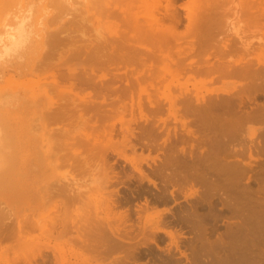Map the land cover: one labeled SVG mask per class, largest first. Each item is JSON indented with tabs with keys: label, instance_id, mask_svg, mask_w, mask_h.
Here are the masks:
<instances>
[{
	"label": "bare ground",
	"instance_id": "1",
	"mask_svg": "<svg viewBox=\"0 0 264 264\" xmlns=\"http://www.w3.org/2000/svg\"><path fill=\"white\" fill-rule=\"evenodd\" d=\"M175 1L80 0L84 11L79 0V5L74 0L50 1L54 13L48 23L56 26L44 39L49 50L41 58L47 57V65L40 58L44 67L20 72L5 100L0 96V105L11 106L0 109V253L9 249L15 256L16 248L28 247L34 258L25 255V264H72L69 255L76 257V264H88L86 259L92 264H128L140 246L141 256L145 252V237L151 236L159 248L164 233L179 248L185 228L189 253L181 254L189 258L187 264H264V41L255 46L242 40L236 0H189L183 12ZM26 3L0 0V61H12L30 46L33 30L27 25ZM239 4L251 21L263 20L264 0ZM77 19L86 28L99 22L93 37L80 24L85 33L80 31L77 42L79 30L69 28ZM63 40L64 49L58 47ZM125 45L134 53L137 45L141 48L136 107L142 125L136 142L128 136H134L130 123L136 119L131 110L126 118L120 93L128 84L113 87L114 79L127 78L126 72L110 70L127 56ZM54 56L79 60V67L60 64ZM194 76L231 87L221 93L213 89V96L206 97L201 90H189L187 82ZM84 86H91L93 95L84 94ZM112 90L119 93L112 96ZM165 108L183 136L175 135V125L170 138L171 128L157 115ZM119 134L122 139L115 140ZM152 150L159 152L151 155ZM117 158L141 181L163 191L152 192L141 184L131 195L123 193L120 184L126 185L132 173ZM258 160L261 169H255ZM179 193L198 195L188 207H167L169 219L165 209L153 206L175 202ZM24 201L31 213L6 221ZM135 210L146 215L133 233L134 224L126 223ZM223 218L231 220L220 231ZM150 254L160 264H180ZM6 257L0 264L22 263Z\"/></svg>",
	"mask_w": 264,
	"mask_h": 264
},
{
	"label": "rangeland",
	"instance_id": "2",
	"mask_svg": "<svg viewBox=\"0 0 264 264\" xmlns=\"http://www.w3.org/2000/svg\"><path fill=\"white\" fill-rule=\"evenodd\" d=\"M52 2V0H26V10H27V12H29V18H28V20H27V25H28V27H30L31 28V31H32V33L31 34H33L32 36H31V39H30V41H29V44L28 45H30V46H27L28 48H27V50H26V53L25 54H23L22 56H20V54L17 56H15V57H13V60L12 61H9V62H3V61H0V96L2 95V94H4L3 95V97H4V100H5V93H7V92H9L10 90L8 89V87H9V85L11 84V82L12 81H14V80H16L17 79V77H18V75H19V73L20 72H24L25 70H27V69H35L36 68V66H37V68H36V70L38 69V67L41 69V67H44L45 65H47V63H48V61H47V57H45L44 59L45 60H43V58H41V57H43V54L42 53H44V51L46 50V49H48L49 50V48H46V41L45 40H47V38H48V36L50 35V34H48L49 33V31H51L52 30V28L54 27V26H56V25H52V24H50L49 25V23H48V18L50 19L51 18V16L53 15V13H54V11L52 12V10H53V4H50L51 2ZM75 2H76V4L78 3V0L76 1V0H74ZM177 1V0H176ZM176 1H175V4H176V6H177V8L181 11V12H183L184 11V7H187V5H188V3H189V0H178L177 1V3H176ZM237 1V5H236V7L239 9V11H241L240 13H239V15H238V21H239V24H238V26H239V31L238 32H240L239 33V35L240 36H242V40H245L246 42H251L253 45H257L258 43H260V41H264V17L262 18L263 20H260V19H257V20H259V21H254L253 22V20L251 21V19H249V18H247L245 15H244V13H243V11L241 10V7H242V4H239L238 5V1L239 0H236ZM240 1H242V0H240ZM49 2V3H48ZM79 3H80V0H79ZM79 3H78V5H79ZM81 3H83V0H81ZM80 3V10H82L81 8H83V11L85 10V7H84V4H81ZM230 4H232V3H230ZM51 5V6H50ZM182 5V6H181ZM234 5V4H233ZM233 5H232V7H233ZM44 6V7H43ZM50 6V7H49ZM83 6V7H82ZM235 6V5H234ZM49 8V9H48ZM50 11V12H49ZM42 12V13H41ZM41 14V15H40ZM48 14V15H47ZM83 14H85V13H83ZM88 14V15H87ZM86 15L87 16H89L90 17V13H87ZM82 15V14H81ZM85 15V16H86ZM45 16V17H44ZM47 16V17H46ZM228 16H229V18H228V20H230V18L232 17V15L231 14H228ZM53 17V16H52ZM79 18H80V16H79ZM247 18V19H246ZM81 19H77V22L79 21L80 23L79 24H77V22H73L74 24H76L75 26L73 25H70L71 27H69L70 28V30L72 29H74L75 27V30H79L78 32H77V35H75L76 36V38H78V40L77 39H74V41L75 40H77V42L80 40V34H82V33H80V31H81V29H83L82 27H83V25L85 26V22L84 21H80ZM236 20V19H235ZM50 21V20H49ZM241 21V22H240ZM184 22V21H183ZM72 23V24H73ZM88 22H86V24H87ZM99 22H97V20L95 21V22H93V23H91L90 24V22L88 23V24H90V25H87V27L88 26H91L92 28H86V26H85V28L83 29V30H85L86 31V34H88L89 36H91V37H93V33H95L94 32V28H95V25L96 24H98ZM80 24H83L82 25V27H81V25ZM78 25H80V26H78ZM36 26V27H35ZM74 27V28H73ZM94 27V28H93ZM36 28V29H35ZM183 27L181 26L180 27V30L182 29ZM184 29V28H183ZM182 29V30H183ZM82 30V31H83ZM74 31V30H73ZM81 31V32H82ZM85 31H83L84 33H85ZM38 33V34H36V33ZM46 32V33H45ZM76 32V31H75ZM74 32V33H75ZM46 34H48V36H46ZM93 34V35H92ZM87 35V36H88ZM63 37V36H62ZM85 38H86V36H85ZM36 39H39V42H38V40H36ZM45 39V40H44ZM64 41L65 40H63L62 41V43H60V44H58V47H60V46H62L63 47V49H64V46H65V48H67V44H68V42H70L69 40H68V42H67V39H66V41L65 42H67V44L66 43H64ZM36 42V43H35ZM37 42H38V44H37ZM76 42V41H75ZM75 43V44H79V43ZM70 44V43H69ZM68 44V45H69ZM74 44V45H75ZM35 45V46H34ZM38 45V46H37ZM69 46H71V45H69ZM73 46V45H72ZM132 46H133V44H132ZM38 47V48H37ZM135 47V46H134ZM137 47H138V45H137ZM134 48L135 49V53L133 52L134 50H132V51H130V50H128V46L127 45H125V50H126V54H127V56H125V59H123V61L122 62H119V64H117V63H113L112 64V68H111V66H110V70H112L113 72L115 71V72H117V74H121V73H123L122 71H124V72H126V75H127V78L126 79H122V80H120V79H114L115 81L113 82V87L116 89L118 86H122L123 84H125L126 82H127V84H128V86H127V91L126 92H120V93H123V96H125L124 98V100H125V103L127 104L126 105V118H131L130 116H131V114H130V110L131 111H133V116L135 117V119L136 120H134V121H131V123H130V128L131 129H133V132H134V136H132L130 133H128V136H129V138H130V140L132 141V142H136V141H139V136H141V125H142V120H141V118H140V111L138 110V108L136 107L137 106V104H136V101H137V98H138V95H140V97H141V91H140V86H141V48ZM140 47V46H139ZM37 48V49H36ZM35 49V50H34ZM62 49V48H61ZM29 50V51H28ZM57 50H60V48H58ZM48 52V51H47ZM47 52H45V53H47ZM33 53V54H32ZM49 53V52H48ZM140 53V54H139ZM27 54H29V55H27ZM50 54V53H49ZM49 54H48V57H49ZM137 54H139V55H137ZM33 55H34V57H33ZM46 55V54H45ZM47 56V55H46ZM231 56L232 57H237V54H234V53H232L231 54ZM67 57H69L68 55H67ZM67 57H65V56H63V59H65L66 60V62H65V60H63V59H55V56L53 57V59L54 60H57L60 64H64L65 66L68 64V65H74V66H78L77 65V62L79 61V60H76V61H74L73 59H71V58H67ZM41 58V60L43 61L42 62V64L44 65V66H41V65H39V64H41V60H39ZM56 58H57V56H56ZM139 58V59H138ZM32 59V60H31ZM24 60H26V61H24ZM63 60V61H62ZM70 62H69V61ZM30 61V62H29ZM32 61V62H31ZM44 61L46 62V63H44ZM61 61L63 62V63H61ZM2 62V63H1ZM12 62V63H11ZM23 62V63H22ZM80 62V61H79ZM78 62V63H79ZM8 63V64H7ZM37 65H36V64ZM22 64H23V66H22ZM28 64V65H27ZM9 65V66H8ZM14 67H13V66ZM39 65V66H38ZM58 65V64H57ZM56 65V66H57ZM118 65H120V66H122V67H119ZM28 66H30V67H28ZM119 67L117 70L114 68V67ZM25 67V68H24ZM28 67V68H27ZM35 67V68H34ZM47 67V66H46ZM79 67V66H78ZM64 68V67H63ZM40 69H39V71H40ZM54 69V68H53ZM65 69V68H64ZM17 72H15V71ZM47 70L48 71H50V69H48V67H47ZM55 70V69H54ZM53 71V70H52ZM98 72V71H97ZM103 72H106V74H107V77L108 78H111V75H110V73L111 72H108L107 70H103ZM99 73V72H98ZM9 74V75H8ZM18 74V75H17ZM15 75V76H14ZM4 76V77H3ZM9 77V78H8ZM119 77V76H118ZM195 77V76H194ZM204 77H205V79L206 78H208V77H206V76H203V77H201V76H197V77H195V78H191L188 82H187V85H188V88H189V90H191V91H198V90H201V92L203 93V95H205L206 97L208 96V97H210V96H213L212 95V93H215L214 91L215 90H213V89H217V91H218V93H221L222 92V88H230L231 87V85H227V84H223V83H221V81H210V83H208V79H206V83H205V79H204ZM6 78H8V79H6ZM74 78V77H73ZM73 78H71V79H73ZM204 80H203V79ZM6 79V80H5ZM70 79V80H71ZM74 79H76V78H74ZM71 80L72 82L73 81H75L76 82V80ZM204 81H202V80ZM202 81L204 84H202L201 82V84L199 83V81ZM228 81V82H230L231 80H229V79H224V81ZM9 81V82H8ZM126 81V82H125ZM179 81L180 82H183L184 81V76H182V75H180L179 76ZM74 82V83H75ZM6 83V85H4ZM77 83H78V81H77ZM123 83V84H122ZM195 84H196V87H195ZM174 87H175V83H174V85H173ZM87 87V86H86ZM85 86H84V88H86ZM173 87V88H174ZM177 88L178 87H176V89H175V95L176 94H178V91H177ZM78 90V89H77ZM81 90V89H80ZM118 90V89H117ZM174 90V89H173ZM80 92V91H79ZM93 91H92V89H91V86H88L85 90H84V94H89V95H93V93H92ZM111 93V95L112 96H115V95H117V93H119V91H111L110 92ZM125 93V94H124ZM81 94H83V89H82V91H81ZM66 95V94H65ZM110 95V96H111ZM174 95V94H173ZM65 97H67V96H65ZM106 97L107 98H109V96L108 95H106ZM132 97H134L135 99H133ZM174 97V96H173ZM100 99H101V97H99ZM99 98H97V99H99ZM106 100H108L109 101V99H106ZM141 100V99H140ZM131 104H135V105H133V106H131ZM3 106H6L7 108H11V106L7 103V104H5V105H0V109L2 108V109H4L5 107H3ZM106 107H107V105H105ZM128 106V107H127ZM105 107V110L107 111V108ZM131 108H133V109H131ZM140 113H139V112ZM135 114V115H134ZM158 116H160V118H164V121H165V124L168 126V128L170 127L171 128V135H170V138L172 137V132H173V127L176 125V128H175V135L177 136V137H180V136H183L182 135V133L183 132H181V129H180V127L178 126L179 124L178 123H176L175 122V120L173 119V115L172 114H170L169 113V111H167V109L165 108L164 110H162L160 113H158L157 114ZM156 119V118H155ZM167 122V123H166ZM158 123H161V122H158ZM176 123V124H175ZM119 124V123H118ZM178 124V125H177ZM119 125H115V127L116 128H119L118 127ZM136 135V136H135ZM114 139L115 140H121L122 139V134L120 135H114ZM129 150V149H128ZM140 151V149L139 150H137V152H139ZM130 152V150L128 151V153ZM159 152V151H158ZM157 151H154V150H152V154L151 155H156L157 153H158ZM161 152V151H160ZM109 155H111L112 157H116V155H113V154H109ZM117 160H118V162L120 163V164H123L124 166H126V170H127V173H132V175H130V176H127L126 178H125V180H126V182L128 183H126V185L125 184H120L121 185V187H119L120 189H121V191L123 190V193H129V195H131V193L130 192H134V189L136 188H139V189H141V184L142 185H144V186H146L147 187V189H149L150 191H152V192H156V193H158L159 191L161 192V191H163V189L162 188H159L157 185H156V187H155V185H153L152 183H150V182H148V181H141L140 180V178H139V176H138V174H137V172H135V171H133L132 170V168L130 167V165L127 163V162H124V160H122L121 158H117ZM259 161V162H258ZM257 162V165H258V167H255V169H261L260 167H262L263 166V164H260V162H262V160L260 161V160H258ZM260 164V165H259ZM129 177V178H128ZM86 178L87 177H85V179H83L84 180V182L86 181ZM89 179V178H88ZM87 179V180H88ZM254 179H252L251 178V185L253 184L252 183V181H253ZM80 181H81V179H80ZM79 181V182H80ZM88 181H90V179L88 180ZM88 181H86V183L88 184ZM156 181V180H155ZM249 181V180H248ZM143 182V183H142ZM156 182H158L159 183V180H157ZM254 182V184L252 185L253 187H256L257 186V184H256V182H255V180L253 181ZM91 183V182H90ZM89 183V185H91ZM93 183L94 182H92V185H93ZM261 185V184H260ZM127 186H128V188H127ZM93 187H94V185H93ZM195 187V186H194ZM133 188V189H132ZM158 188V189H157ZM195 188H197V187H195ZM194 188V189H195ZM131 189V190H130ZM171 189H174V188H170L169 187V190H171ZM191 189H188V187L187 188H185V191H187V192H189ZM175 191V190H174ZM159 192V193H160ZM196 194V195H195ZM194 194V196H193V194L191 195V196H188V197H185V195L183 194V193H179L177 196H178V198H177V200L174 202V201H169L168 203H166L165 205L164 204H160V205H153L154 207H156L157 209H161V208H163V209H165V213H166V218L167 219H169L170 218V210L169 209H178V208H185V207H188V206H190V204H191V202H193V201H195L196 199H197V193H195ZM145 197H147L148 198V196L146 195ZM145 197H141V198H139L142 202L144 201V198ZM17 196H16V198H14L15 200H17ZM25 204H26V202L24 201L21 205H19L18 207H19V210H17V211H15L16 213H13L12 214V216H10V218H7L6 219V221H10V220H12V219H15L13 216H16V215H18V216H22L23 218H24V215H27V214H29V213H31V210H29V209H26L27 208V205L25 206ZM130 205H132V204H130ZM21 207H22V210H20L21 209ZM130 207V206H129ZM169 209H168V208ZM172 207V208H171ZM168 210H169V212H168ZM151 211V210H150ZM167 211V212H166ZM136 212H138V213H140V214H138L137 215V213ZM20 214V215H19ZM22 214V215H21ZM140 215H142V216H140ZM146 214H144V212H142V210H139V211H134V213L131 215V219L129 220V222H127L126 223V226H130L131 224H134L133 225V229H135V231L131 228V230H133L132 232L134 233V232H136V231H138V230H140L139 228H137V227H140L141 226V219H143V217L145 216ZM138 216V217H137ZM12 217V218H11ZM10 219V220H9ZM225 219V220H224ZM132 220V221H131ZM222 220H224L223 222H222ZM227 220H231V219H227ZM227 220H226V218H223V219H221L220 221L221 222H219L218 221V225H220V231H223V229L225 228V223L224 222H227ZM132 222V223H131ZM131 223V224H130ZM224 224V225H222V224ZM149 225V224H148ZM224 227V228H223ZM172 230H174V229H172ZM37 231V230H36ZM35 231V232H36ZM187 234V235H185L184 236V234ZM36 234V233H35ZM37 234H38V231H37ZM162 234V233H161ZM149 236V235H148ZM192 236V235H191ZM33 237V236H32ZM31 237V238H32ZM188 237H190V235L188 234V232L185 230V228H183L182 229V236H180V238H179V241H178V245H179V248H177L176 246H175V244L174 243H172L171 241H170V239H169V237L167 236V235H165L164 233H163V241L161 242V240L159 241L158 240V242H160V244H159V248H157L156 247V245L154 244V242H152L151 240H152V237L151 236H149L148 238H146L145 237V241H146V239L148 240V241H146V242H148L145 246H142L143 248V250H145V252L142 254V256H141V246L139 247V249L137 250V252H136V257L135 258H133V259H130L129 260V258L126 260L127 261V263L128 264H160V261L159 260H156V261H152L153 259H152V255L150 254V252L151 251H154V252H156V253H158V254H160V256H162V257H167V258H170V259H172L171 260V262L174 260V259H176V261L178 260L179 262H180V264H187L188 263V257H186V256H183L182 254H181V252H183V253H189V250H188V248L186 247V246H184L185 244H186V240L188 239L189 240V238ZM139 238L141 239V237L139 236ZM183 238V239H182ZM185 238H187V239H185ZM155 239V238H154ZM155 240H157V239H155ZM141 241V240H140ZM181 241V242H180ZM185 243H184V242ZM172 244V245H171ZM182 244V245H181ZM187 244H189V243H187ZM40 247H42V246H40ZM161 247V248H160ZM28 248V247H27ZM22 248V249H18V248H16L17 250H16V255L14 256L13 255V251H11V250H9L8 249V251L7 250H5L4 252H2V253H0V256H1V260L3 259V261H1L0 260V262H2V263H4V260L6 261V259H5V257L7 256L9 259H11L10 261H13V259L15 258V259H18V260H23L24 259V257H25V255L26 256H28V254H29V256L31 255V253H32V251H30V249L28 248ZM4 249H6V247L4 248ZM169 249V250H168ZM43 250H46V251H48L47 249H45V247L43 248ZM167 250V251H166ZM18 251H20V252H18ZM24 251V252H23ZM26 252V253H25ZM3 253H4V255H3ZM18 253H20V254H18ZM23 253V254H22ZM34 253V252H33ZM36 253H38V252H35V254ZM139 253V256H140V258L137 256V254ZM18 254V255H17ZM78 254V253H77ZM11 255H13V256H11ZM34 254H32L30 257H31V259H33L34 258V256H33ZM67 255H69V254H67ZM117 255H119V254H117ZM116 255V256H117ZM121 255V254H120ZM5 256V257H4ZM18 258H17V257ZM21 256V257H20ZM22 256H23V258H22ZM6 257V258H7ZM10 257H12V258H10ZM69 257H70V259H69V261L72 263V264H76V257L74 256V255H69ZM75 257V258H74ZM185 257V258H184ZM36 258H39L40 259V257L39 256H37L36 255ZM72 258V259H71ZM81 258V257H80ZM186 258H187V260H186ZM134 259H136L137 261H135L134 262ZM86 262H88V264H92V262H91V260L90 261H87V259H86ZM1 263V264H2ZM24 263V261H22V263L20 262V264H23ZM16 264H19V262H17ZM25 264V263H24Z\"/></svg>",
	"mask_w": 264,
	"mask_h": 264
}]
</instances>
